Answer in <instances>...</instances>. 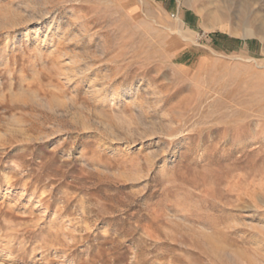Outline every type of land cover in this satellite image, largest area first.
I'll return each instance as SVG.
<instances>
[{"label": "rangeland", "instance_id": "374dc122", "mask_svg": "<svg viewBox=\"0 0 264 264\" xmlns=\"http://www.w3.org/2000/svg\"><path fill=\"white\" fill-rule=\"evenodd\" d=\"M0 264H264V0H0Z\"/></svg>", "mask_w": 264, "mask_h": 264}, {"label": "bare ground", "instance_id": "6f19581e", "mask_svg": "<svg viewBox=\"0 0 264 264\" xmlns=\"http://www.w3.org/2000/svg\"><path fill=\"white\" fill-rule=\"evenodd\" d=\"M180 22V21H179Z\"/></svg>", "mask_w": 264, "mask_h": 264}]
</instances>
